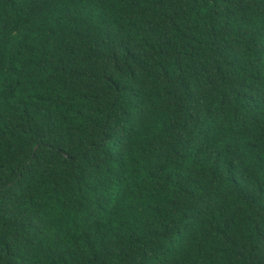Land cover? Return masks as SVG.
I'll return each instance as SVG.
<instances>
[{"label": "trees", "instance_id": "trees-1", "mask_svg": "<svg viewBox=\"0 0 264 264\" xmlns=\"http://www.w3.org/2000/svg\"><path fill=\"white\" fill-rule=\"evenodd\" d=\"M0 264H264V0H0Z\"/></svg>", "mask_w": 264, "mask_h": 264}]
</instances>
